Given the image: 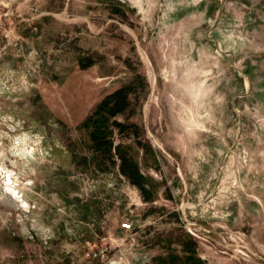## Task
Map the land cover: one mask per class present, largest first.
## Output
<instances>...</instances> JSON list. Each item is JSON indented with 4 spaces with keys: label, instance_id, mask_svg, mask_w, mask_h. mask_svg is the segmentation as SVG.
Returning <instances> with one entry per match:
<instances>
[{
    "label": "rangeland",
    "instance_id": "1",
    "mask_svg": "<svg viewBox=\"0 0 264 264\" xmlns=\"http://www.w3.org/2000/svg\"><path fill=\"white\" fill-rule=\"evenodd\" d=\"M0 264H264V0H0Z\"/></svg>",
    "mask_w": 264,
    "mask_h": 264
},
{
    "label": "trees",
    "instance_id": "2",
    "mask_svg": "<svg viewBox=\"0 0 264 264\" xmlns=\"http://www.w3.org/2000/svg\"><path fill=\"white\" fill-rule=\"evenodd\" d=\"M128 91H129V87H122L117 89L116 91L106 96L101 101L97 109L94 111L91 118L94 127V131L92 133V138L94 140L99 139V137L103 138L105 136L103 132L102 133L98 132L99 129L98 122L101 120L100 116H102V114L106 115V118L103 120V122H105L108 120L107 118H110L116 115L117 113L123 111L128 105V96H127ZM113 123L118 127L121 126V124H119L116 121H114ZM120 167H121V171L124 173L131 172L132 176L130 177H132V180H135L136 183L138 184L137 182L139 180L138 168L130 157H126V158L122 157Z\"/></svg>",
    "mask_w": 264,
    "mask_h": 264
},
{
    "label": "built area",
    "instance_id": "3",
    "mask_svg": "<svg viewBox=\"0 0 264 264\" xmlns=\"http://www.w3.org/2000/svg\"><path fill=\"white\" fill-rule=\"evenodd\" d=\"M120 227L123 230H130L131 229V223L130 222H121Z\"/></svg>",
    "mask_w": 264,
    "mask_h": 264
},
{
    "label": "bare ground",
    "instance_id": "4",
    "mask_svg": "<svg viewBox=\"0 0 264 264\" xmlns=\"http://www.w3.org/2000/svg\"><path fill=\"white\" fill-rule=\"evenodd\" d=\"M220 153V152H219Z\"/></svg>",
    "mask_w": 264,
    "mask_h": 264
}]
</instances>
